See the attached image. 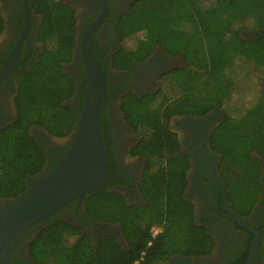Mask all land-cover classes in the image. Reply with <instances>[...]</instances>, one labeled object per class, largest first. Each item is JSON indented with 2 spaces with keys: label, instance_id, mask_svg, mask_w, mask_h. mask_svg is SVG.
I'll list each match as a JSON object with an SVG mask.
<instances>
[{
  "label": "trees",
  "instance_id": "trees-1",
  "mask_svg": "<svg viewBox=\"0 0 264 264\" xmlns=\"http://www.w3.org/2000/svg\"><path fill=\"white\" fill-rule=\"evenodd\" d=\"M32 3L43 17L40 39L46 49L21 74L16 120L0 128V199H17L43 173L47 154L30 128L42 126L56 137H66L76 127L84 104L83 98L77 109L67 103L77 85L64 71L77 46L76 10L64 0ZM262 27L264 0L134 1L120 21L121 48L114 56L115 67L144 60L159 44L167 52L188 56L204 35L210 56L202 72L193 70L183 81L161 79L157 92L125 98L123 110L139 133L138 152L148 160L141 183L146 203L128 205L120 193L99 190L88 197L84 207L94 220L120 223L128 247L124 249L109 236L95 246L79 227L56 220L30 243L29 253L37 264H174L173 256L212 253L215 239L195 222L194 206L185 198L189 156L180 149L169 120L176 114L205 111L214 104L234 113L259 108L264 96V35L243 39L240 32ZM2 30L0 12V33ZM198 89L205 95L196 97ZM248 118L229 119L213 139L223 156L221 171L229 199L241 215L253 210L262 190V167L254 155L264 156L261 117ZM153 225L161 226L162 231L148 246ZM143 251L146 254L141 258Z\"/></svg>",
  "mask_w": 264,
  "mask_h": 264
},
{
  "label": "flooded vegetation",
  "instance_id": "flooded-vegetation-1",
  "mask_svg": "<svg viewBox=\"0 0 264 264\" xmlns=\"http://www.w3.org/2000/svg\"><path fill=\"white\" fill-rule=\"evenodd\" d=\"M64 1L76 10L77 16V46L72 60L64 64L65 73L71 75L77 85L75 94L67 103L77 109V105L84 99L83 92L89 81L80 44L88 25L102 13L104 1ZM134 1L108 0V13L93 32V50L106 72L109 94L102 104L101 133L108 152V170L112 175L101 190L120 193L128 205H141L146 203L141 183L148 168V160L143 153L138 152L139 133L123 110L125 98L129 95L142 98L153 94L157 92L161 79L165 81L174 77L177 80V74L184 71L189 75L193 70L185 69L188 60L184 53L172 54L160 44L144 60H133L131 65L124 68L115 67L114 56L121 48L120 21L129 13ZM0 12L3 20V30L0 33V70L9 63L7 75L0 80V128H6L18 115L17 96L21 74L29 71L39 61L46 45L40 39L43 17L35 10L32 0H0ZM261 35H264V27L240 32L243 39H255ZM262 87L264 92V82ZM236 116L234 112H226L220 105L214 104L205 111L176 114L169 120L170 129L178 136L180 149L189 156V183L185 198L194 206L195 222L204 226L215 239L211 254L173 256L171 261L174 264H245L254 238L253 232L246 227L263 231L260 247L252 264H264V156L258 155L260 159L257 158L262 167L259 200L249 214L241 215L236 212L229 199L227 184L221 171L223 156L213 141L219 127ZM261 125L264 133V113ZM30 132L47 154L43 173L56 164L58 155L74 139L71 132L70 139L59 141L64 137H56L42 126H32ZM94 192H88L82 200L73 199L40 227L26 233L11 255L10 264H37L29 253L30 243L43 228L56 220H65L79 227L83 234L91 236L95 246L102 238L109 236L116 239L121 247L127 248L128 242L120 223L94 220L86 213L85 202ZM2 200L8 201L3 198L0 202Z\"/></svg>",
  "mask_w": 264,
  "mask_h": 264
},
{
  "label": "water",
  "instance_id": "water-1",
  "mask_svg": "<svg viewBox=\"0 0 264 264\" xmlns=\"http://www.w3.org/2000/svg\"><path fill=\"white\" fill-rule=\"evenodd\" d=\"M103 1L102 13L88 25L80 44L89 81L83 92L84 104L78 113L77 125L72 131L74 139L58 155L54 167L31 181L24 194L15 200L0 202V264H10L11 255L32 226L49 220L73 199L82 200L88 192L101 190L112 175L101 133L102 104L109 95L106 72L93 50V32L108 13V0ZM8 71L9 63L0 70V80ZM72 134L59 141L70 139ZM246 228L253 232L254 238L245 264H252L263 231Z\"/></svg>",
  "mask_w": 264,
  "mask_h": 264
},
{
  "label": "rangeland",
  "instance_id": "rangeland-1",
  "mask_svg": "<svg viewBox=\"0 0 264 264\" xmlns=\"http://www.w3.org/2000/svg\"><path fill=\"white\" fill-rule=\"evenodd\" d=\"M151 4H147L146 7L151 6ZM210 56V44L209 41L207 40L206 36H202V38H198L196 40V42L194 43V45L191 48V52L189 53V55L187 56V60H188V65L185 66L187 70H197L198 72H202L205 69V64L208 60ZM189 70V71H190ZM179 75V76H178ZM177 80L178 81H183L186 79L187 74L186 72L183 71V73H179L177 74ZM215 97H218V93L217 91H215L214 93ZM196 95L198 96H203L205 95L203 93V91L201 89H198L196 92ZM264 113V98L261 99V104L259 106V108H257L254 111L251 112H237L234 114H237V116L235 118H233V121H238L244 117H246L247 115H249L252 119L254 118L255 115L260 116L262 118V115ZM251 118H248L251 120ZM249 120V121H250Z\"/></svg>",
  "mask_w": 264,
  "mask_h": 264
},
{
  "label": "built area",
  "instance_id": "built-area-1",
  "mask_svg": "<svg viewBox=\"0 0 264 264\" xmlns=\"http://www.w3.org/2000/svg\"><path fill=\"white\" fill-rule=\"evenodd\" d=\"M161 231H162V227L161 226H159V225H153L152 227H151V239H150V241L148 242V246H151L152 245V243H153V238L155 237V236H157L159 233H161ZM146 254V251H143L142 252V257L141 258H143V256ZM137 263V262H136Z\"/></svg>",
  "mask_w": 264,
  "mask_h": 264
}]
</instances>
